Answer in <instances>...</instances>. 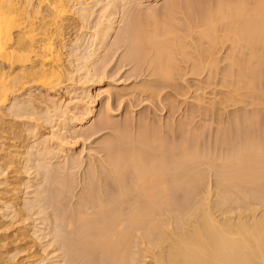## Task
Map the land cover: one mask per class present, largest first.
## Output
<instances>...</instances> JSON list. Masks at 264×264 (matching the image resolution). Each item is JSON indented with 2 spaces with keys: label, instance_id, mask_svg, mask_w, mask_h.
<instances>
[{
  "label": "bare ground",
  "instance_id": "1",
  "mask_svg": "<svg viewBox=\"0 0 264 264\" xmlns=\"http://www.w3.org/2000/svg\"><path fill=\"white\" fill-rule=\"evenodd\" d=\"M89 1L0 0V133L20 127L6 118L9 110L16 115L25 110L32 117L33 121L25 131L30 137L35 136L31 138L38 135V123L42 119L51 124L52 129L51 136L39 133L36 140L41 142L34 141L36 147H40L37 150L28 143L26 152L19 151L16 145H12L14 150L7 149L6 152L0 145V174H5L8 168L16 173L15 178H7L8 173L0 183L8 187L0 192V231L5 234L18 223L23 232L22 237H15L17 240L22 238L23 241L32 233L30 227L36 225L31 224L35 222H31L32 200L23 197L26 192L22 188L30 189L38 183L18 176L23 174L24 168L28 172L37 168L38 174L43 173L48 180H54L52 185H60L56 192L57 200L61 201L58 203L65 204L63 200H69V215L64 214L67 211L64 209L66 217L61 219L66 221L69 229V264H264V143L258 136L242 139L237 146L235 143L222 147L220 154L203 152L200 140L193 146L184 143L167 150L158 137L149 142L141 137L138 140L131 137L128 123L122 129L114 126V131L112 116L107 114L93 128L82 131L83 137L88 136L86 139L103 129L110 130L111 126L116 134L99 143L103 155L97 151L101 157L95 158L85 169L83 190L79 195L75 193L79 186L75 174L80 171L82 162L77 154L74 153L75 157L68 153L71 152L69 140L76 134L71 135L75 128L73 122L80 125L93 119L99 103L96 98L85 103L84 97L87 100L92 96L87 91L89 96L64 101L59 87L68 80L75 84L85 78L83 81L87 83L101 77L103 70L100 72V69L104 67L94 72L93 66L115 30V15L125 0H111L109 9L102 16L106 20L98 25L92 51L86 56L66 53L68 30L79 18L89 23L93 10ZM102 1L95 0L96 4ZM172 17L167 15L163 25L154 19L152 23L137 22L126 27L121 43L127 46L125 60L138 66L153 54L151 64L155 74L161 78L171 77L176 61L172 39L183 53L187 47L176 37L180 27ZM205 20L201 39H207L210 47L204 49L201 41L197 44L201 62L217 49L223 27L228 34L233 33L235 53L251 47V56L261 61L264 0H223ZM83 39L79 35L70 42L80 45ZM69 55L74 69L66 63ZM232 63L238 65L236 56ZM215 64L216 60L212 59L210 65ZM79 72L81 78L77 81L74 77ZM239 75L237 91L242 88V83L254 86V76L248 77L243 68ZM40 88L46 91L41 97L34 90ZM24 94L27 97L22 101L20 96ZM108 105V110H112L110 101ZM116 113L113 111L112 114ZM17 132L23 131H15L16 141L27 139L28 135L21 139L22 135L19 137ZM53 142L57 145L52 144V150ZM54 147L59 155L53 153ZM60 153L65 154L63 163ZM53 155L60 157L59 162L53 161ZM44 191L47 192V188L38 194ZM30 193L27 191L26 194ZM181 199H187V203L183 205ZM9 217H12L11 221L7 220ZM35 228H32L34 236L41 240L46 237L44 233L39 234L41 228ZM4 234L0 236V264H9L11 255L15 259L28 247L11 248L10 236ZM57 244H52L53 252L59 251ZM45 260L47 257L37 262L40 264Z\"/></svg>",
  "mask_w": 264,
  "mask_h": 264
},
{
  "label": "rangeland",
  "instance_id": "2",
  "mask_svg": "<svg viewBox=\"0 0 264 264\" xmlns=\"http://www.w3.org/2000/svg\"><path fill=\"white\" fill-rule=\"evenodd\" d=\"M221 1L223 0H125L120 3L115 15V30H113V33L107 39L104 49L100 51L102 53H100L98 61L93 66L94 72L96 69L104 67L100 69V72L103 70L101 77L97 76L93 81L87 82L90 84L83 81L86 80L85 78L80 80L82 82L75 83L76 85L73 81L68 80L60 85V90L57 88L64 101L65 99L70 101L72 97H74V100H77L80 96V98H83V96L90 93L92 95L91 97L89 96L90 94L88 95L90 98L87 97L86 100V97H84L85 103L86 101L89 103L93 101L92 98H96L97 103H99L97 115L93 119H88V122L80 125H77V121L73 122V126L76 129L74 128L71 131V135L76 134H74L75 136L72 135L73 137L71 136L72 140H69V151L71 152L68 153L70 155L77 154L79 160L82 162L80 171L77 172L78 174H75V178L78 179L79 183L78 188L75 189V193L79 195L83 190L82 184L86 181L85 171L89 164L95 158L101 157V153L103 155L100 145L105 139H109L116 134L114 132L115 127L119 126L122 129L123 125L125 126L127 123L130 125L131 137L136 140L141 137L143 138L141 140H147L148 142L152 138L158 137L167 150H173L182 146V144L184 145V143L193 146L197 143V140H200L198 142L203 152H218L220 154L222 147L227 148V146H233L235 143L237 146V143L242 142V139L252 136L260 137V140L264 143V47H260L261 61H259V58L251 56V47L245 48L241 53H235V45L232 39L233 33L228 34L227 29L223 27L219 33L221 40L218 42L217 49H215L213 55L205 56L204 61H200L197 44L201 41L204 49H209L208 47H210V42L207 39L203 41L201 39L202 31L206 28L205 19L209 12L217 9ZM89 2V6L93 9L91 10L93 13L91 12L92 16L89 23H85L79 18V21L74 23L72 29L68 30L67 38L69 39V45L64 49L66 53L72 54L73 52L74 54L86 56L95 48L98 25L101 21L106 20L102 16L109 9L111 0H103L99 4H96L95 0H90ZM167 15L173 16L174 22L180 27L175 35L182 39L183 45L187 47L185 46L186 53H183L179 45L175 44L174 39H172L176 64L175 62L173 63L174 67L171 77L161 78L155 74L154 66L151 64L153 54L148 55L145 62L141 65L135 66L134 63L129 64L124 57L125 53H127V46L121 45V43L123 42L122 34L124 29L136 25L137 22V24L142 22L152 23L154 19L159 21L160 25H163ZM83 24H85L84 28ZM79 35H82L84 38L80 45L70 42L72 39L75 40ZM234 56L238 59V65L232 63ZM71 57L69 55V61L67 60L66 63L71 69H74V65L70 61ZM212 59L216 60V64L213 66L210 65ZM240 68L245 70L248 77L254 76L255 81L254 86L242 83V88L237 91V85L240 80ZM79 75H81L80 72L75 74L74 78H77V81L81 78ZM40 89L34 90L41 97L46 91ZM86 91L89 93L86 94ZM110 92L112 93L111 95H109ZM26 97L27 94H24L20 96V99L23 101ZM108 101H110L112 110H108ZM26 109L28 111L29 108L27 107ZM113 111L118 113L114 115L112 114ZM8 113L9 115L6 118L13 120L17 125L20 124L21 128H13L12 130L10 128L8 132L0 133V145L6 148V152L14 150L12 145L19 146V151L26 152V144L28 143L33 145L34 149H38L40 147H36L37 145L35 144L40 141L36 140L39 139L40 134H51V124L48 125L44 122L45 119H42V122L38 123L40 128L39 132H36L38 135L36 138H31L35 136L32 135L30 137L25 131H27L28 125L32 123V117H29L25 110L21 115L12 114L10 110ZM107 114L112 116L111 122L114 123V131L111 126L109 127L110 130L103 129L89 139L85 138H88V136L83 137V130L89 129L91 126L93 128L95 124L100 123L102 118L107 117ZM77 116L83 118L81 114ZM55 121L54 124L52 123L53 125L56 124L57 121ZM17 130L23 131V133L17 132V135L18 133L20 135H18L19 137L22 135L21 139L27 135L29 138L27 136V139L24 138L26 140L23 142L16 141L14 134H16L15 131ZM79 132H82L80 133L81 136ZM52 144L54 145V142ZM53 145L51 147L52 150ZM56 145L55 142L54 146ZM54 149L53 153H59L56 147ZM32 151L35 152L34 150ZM97 151L101 152L100 155ZM54 155V162L60 160V157L62 163L65 161V154L64 156L63 154L62 156L60 155L58 158L57 155L59 154ZM24 156L27 155L25 154ZM35 165L37 164L35 163ZM11 169L8 168L7 171L6 168L7 172L4 171L5 174L3 172L2 175L0 174V183L3 179L5 180L8 173L9 176L7 178H11L10 176H14L15 178L16 173H12ZM22 171L23 174L21 172L20 174L22 175L18 177L21 176L20 178H27V180H29L28 178L34 179V183H38V186L30 189L22 188L25 189L24 192L26 193L27 191L31 192L30 194L25 193L23 195L21 193L24 198L28 199L29 197V200H32L33 211L31 209L30 214L33 218L30 220L31 222H35L31 223L29 219L28 221L36 225H30L32 226L30 227L32 233H29V237L27 238L23 236L25 239L23 241L22 238L18 240L15 238L17 235H21L22 237L21 232L23 230L19 229L21 224L17 223L8 229L5 234L3 231H0V233L10 236L8 241L11 242V248L20 245H27L28 247L25 251L15 256V259L11 255V263L9 264H38L37 260L45 257L49 261L45 260V262L40 264H69V229L66 227V221L61 220L66 213L69 215V200L67 199L68 202L63 200L65 204L61 203L60 205L58 202L61 201L57 200L58 193H56L60 185L58 186V184L54 183L55 187H52L54 180L51 181L52 178L48 180L49 178L43 173L38 174L37 168L31 169L29 172L24 168ZM3 188L4 190L8 189L6 185L0 184V192H3ZM43 188H47L48 191L38 194ZM66 195H69V193ZM66 198L69 197L66 196ZM181 200L183 205L187 203V199ZM26 201H24L22 208L25 207ZM7 220L11 221L12 217L7 218ZM33 227L41 228L39 229V234H45L44 240L34 236ZM35 230L37 231L38 229L35 228ZM32 235L33 237L30 238ZM54 242L58 243L59 251L57 252H53L52 244ZM56 255H60V257H55ZM51 260L53 263L50 262Z\"/></svg>",
  "mask_w": 264,
  "mask_h": 264
}]
</instances>
